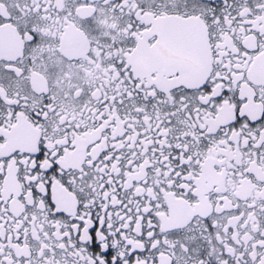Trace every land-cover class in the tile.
Returning <instances> with one entry per match:
<instances>
[{
	"label": "snow or ice",
	"instance_id": "obj_1",
	"mask_svg": "<svg viewBox=\"0 0 264 264\" xmlns=\"http://www.w3.org/2000/svg\"><path fill=\"white\" fill-rule=\"evenodd\" d=\"M0 264H264V0H0Z\"/></svg>",
	"mask_w": 264,
	"mask_h": 264
}]
</instances>
